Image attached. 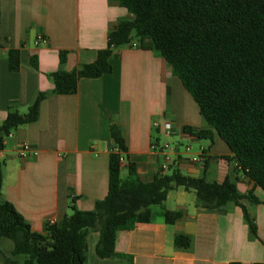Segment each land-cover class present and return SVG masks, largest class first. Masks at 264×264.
Segmentation results:
<instances>
[{"label": "crops", "instance_id": "0c3cea01", "mask_svg": "<svg viewBox=\"0 0 264 264\" xmlns=\"http://www.w3.org/2000/svg\"><path fill=\"white\" fill-rule=\"evenodd\" d=\"M132 19L109 0H0V124L10 109L24 114L40 92L53 90L48 74L59 70L62 51L66 71L93 63L98 52L108 47L110 33L121 21ZM39 35L48 42L36 45ZM137 42L139 46L115 49L112 72L80 79L77 93L50 94L41 103L39 119L6 138L0 151L2 200L14 205L32 231L44 233L51 219L59 222L70 215L72 205L93 210L107 196L110 155L117 147L111 125L120 128L127 149L122 176H127L132 163L142 181H151L165 160V153L152 145L167 142L176 148L173 168L210 182L228 179L240 195L253 193L264 201L263 190L234 161L172 66L159 51ZM11 49L20 51L18 71L9 69ZM186 128L210 130L213 135L199 138ZM25 141L37 155L19 156ZM200 155L201 162L191 161ZM195 202L194 191L171 190L162 205L152 206L150 222L118 232L116 251L122 258H100L96 252L100 235L91 231L87 264L264 263V203L242 200L255 219L254 235L240 206L218 211L198 208ZM166 211L183 215L170 225ZM177 235L187 236L190 247L176 246ZM0 248V264L23 263L20 257H11L12 249Z\"/></svg>", "mask_w": 264, "mask_h": 264}, {"label": "trees", "instance_id": "16d2710c", "mask_svg": "<svg viewBox=\"0 0 264 264\" xmlns=\"http://www.w3.org/2000/svg\"><path fill=\"white\" fill-rule=\"evenodd\" d=\"M109 1L133 19L121 21L110 33L108 47L98 52L93 63L66 71V52L62 51L59 70L48 74L53 90L40 92L24 114L10 109L0 124V151L14 130L39 119L41 103L50 94L77 93L80 79L112 72L110 59L115 49L140 41V45L159 51L172 66L208 125L228 145L234 161L264 192V0ZM8 62L11 71H18L20 51L11 49ZM34 66L37 68L35 61ZM185 130L199 138L213 135L210 130ZM110 132L119 151L126 152L120 128L111 125ZM120 156L116 152L110 155L107 196L98 200L93 210L72 205V213L55 224L47 223L44 233L32 231L14 205L2 200L4 164L0 160V246L3 239L11 240L10 255L23 256L22 264H87V237L98 231L97 255L122 258L116 251L118 232L150 222L152 206L162 205L168 193L178 187L195 192L198 208L222 211L229 205L240 206L249 231L257 234L255 219L242 203L244 198L264 203L253 193L242 196L228 179L210 182L206 177L185 175L179 168L159 171L144 182L130 163L127 176H122ZM182 215V211H166L165 221L172 225ZM190 244L187 236L175 238L178 247Z\"/></svg>", "mask_w": 264, "mask_h": 264}, {"label": "built area", "instance_id": "2783aa9c", "mask_svg": "<svg viewBox=\"0 0 264 264\" xmlns=\"http://www.w3.org/2000/svg\"><path fill=\"white\" fill-rule=\"evenodd\" d=\"M48 40L46 37H44L43 35H39L35 41V44L38 45L39 43H47ZM133 47L139 46L138 43L134 42L132 43ZM155 126H159V124L156 122ZM168 129H170V127H168ZM152 147L154 149H158L159 151L165 153V160L161 166V170L162 172H168L171 168H173V164H174V159H173V155L175 154L176 148L174 146H172L169 143H163L162 145L158 146L157 144H153ZM32 147L31 144L28 141L23 142L19 149H18V153L20 157L26 158L29 155H37L38 152H33L32 151ZM190 148L186 147V151H189ZM112 152H116V153H120V163L123 166L125 164V158L123 156V153L121 151H119L118 147H114L112 149ZM203 160V156H195L191 159L192 162L194 163H198L201 162ZM49 224H55L57 223L56 219H51L49 222Z\"/></svg>", "mask_w": 264, "mask_h": 264}, {"label": "rangeland", "instance_id": "374dc122", "mask_svg": "<svg viewBox=\"0 0 264 264\" xmlns=\"http://www.w3.org/2000/svg\"><path fill=\"white\" fill-rule=\"evenodd\" d=\"M195 149H197L196 146ZM0 247H2L4 250H6V252H8V250H11L13 248V242L9 239H3ZM20 260H23V256L20 257Z\"/></svg>", "mask_w": 264, "mask_h": 264}]
</instances>
